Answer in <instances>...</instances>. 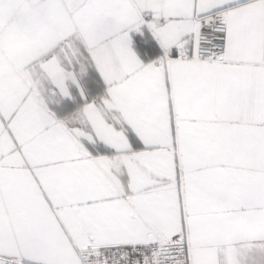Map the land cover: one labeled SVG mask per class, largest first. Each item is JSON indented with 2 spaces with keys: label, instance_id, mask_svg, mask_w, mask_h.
Masks as SVG:
<instances>
[{
  "label": "snow or ice",
  "instance_id": "snow-or-ice-1",
  "mask_svg": "<svg viewBox=\"0 0 264 264\" xmlns=\"http://www.w3.org/2000/svg\"><path fill=\"white\" fill-rule=\"evenodd\" d=\"M0 264H264V0H0Z\"/></svg>",
  "mask_w": 264,
  "mask_h": 264
}]
</instances>
